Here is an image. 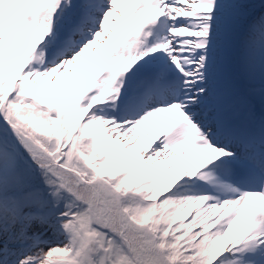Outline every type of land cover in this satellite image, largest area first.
<instances>
[{"label":"snow or ice","instance_id":"snow-or-ice-1","mask_svg":"<svg viewBox=\"0 0 264 264\" xmlns=\"http://www.w3.org/2000/svg\"><path fill=\"white\" fill-rule=\"evenodd\" d=\"M0 264H264V0H0Z\"/></svg>","mask_w":264,"mask_h":264}]
</instances>
